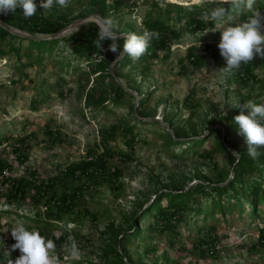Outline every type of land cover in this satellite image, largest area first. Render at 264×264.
Here are the masks:
<instances>
[{"label": "rangeland", "instance_id": "rangeland-1", "mask_svg": "<svg viewBox=\"0 0 264 264\" xmlns=\"http://www.w3.org/2000/svg\"><path fill=\"white\" fill-rule=\"evenodd\" d=\"M157 1L162 6L167 3L195 4L191 0ZM34 2L40 7L41 0ZM42 10L47 18L60 20L67 27L81 19H87L85 24L96 19L103 21L99 14L111 12L110 18L124 35L131 33L132 28H141L142 18L150 7L144 0H71L67 8L54 4L51 9ZM220 30L216 28L199 37H218L220 40ZM25 34L36 38L51 37ZM192 41L195 37L187 38L182 45H174L173 55L168 60L160 53L158 59L146 58L138 65L120 69L117 66L120 59H115L109 65L114 80L97 79L101 72L93 74L92 67L86 62L80 64L78 70V62L64 42L55 48L52 56L46 55L42 65L26 68L28 78L17 86L12 81L19 76L16 68L20 63L16 57L0 59V160L11 168L5 172L6 176L14 180L27 178L40 184L59 174L60 169L85 159L89 149L99 148L103 130L115 125L119 127L117 139L110 143V148L116 150L125 149L124 127H134L140 132L142 142L135 147L134 162L120 165L115 160L110 161L112 169L120 167L124 171L118 183L120 188L105 179L58 181V192L73 196V208L62 214V218L71 224L70 229L78 236L81 250L80 257L73 259L69 255V242L57 246L64 264L80 261L102 264L104 248L114 244V239L120 241V250L127 248L128 258L134 264H264V245L258 244L260 227L264 224V206L260 218L252 225H243L236 215L227 216L226 224L219 226L228 236L210 252L202 251L206 249L205 245L201 246L202 250L196 246L202 237L194 224L189 228L182 227V237L175 238V246L170 245L166 236L155 238L152 251L148 253L141 243L122 238L132 224L133 211L138 204L147 200L151 203L158 194L171 191L174 185L187 191L199 184L233 177L232 158L217 149V137L209 138L211 128L222 130L223 143L234 157H239V152L248 148L242 135L235 131L227 135L225 128L243 98H249L245 103L264 100L261 88L264 66L254 65L255 78L246 85L229 77L226 70H221L222 61L206 51L208 58L204 66L194 69L186 64L182 67L180 59ZM199 46L203 50V44ZM121 51L123 49L117 53L110 51V55L116 58ZM259 57L256 55L253 60ZM107 60L111 61V57ZM141 65L150 67L149 73H143L138 68ZM115 82L127 91V95L116 97ZM91 88H95L97 98H105L106 108L93 111L86 106L85 94ZM43 92L46 99L38 104V110H34L33 101H41ZM141 108L146 117L139 116ZM177 130L180 138L175 133ZM167 133L183 143L193 139L206 141L201 147L184 153L188 145L173 146L163 138ZM15 149L25 151L26 159L16 154ZM8 189L9 185L3 186L0 178V208L35 214L44 212L50 197V194L43 196L37 190L29 189L24 201H14L9 206ZM18 220L23 219L15 215L0 217L2 252L16 243L11 229ZM23 221L29 229H37L35 224ZM144 226L145 223L141 228ZM56 234L59 236V232ZM45 236L49 238V235ZM19 255L17 249L11 253V258L15 260Z\"/></svg>", "mask_w": 264, "mask_h": 264}, {"label": "trees", "instance_id": "trees-1", "mask_svg": "<svg viewBox=\"0 0 264 264\" xmlns=\"http://www.w3.org/2000/svg\"><path fill=\"white\" fill-rule=\"evenodd\" d=\"M140 1V0H136ZM146 5L150 7L141 22V28H132L131 33L142 34L145 30L156 32L158 38H153L147 52L138 60H133L131 57L125 56L117 62V66L122 68L138 65L146 58L160 57V53H164L163 59H170L173 55L172 48L174 45H182L187 38L195 37L188 47L183 58L180 59L182 67L184 65L191 66L194 69H199L205 65L207 56L204 51L211 53L216 59L221 60L223 68L227 67L226 60L221 56L218 44V37L203 38L199 37L205 32H211L216 29L214 22L208 18V13L211 9L217 7L216 4H189L167 3L165 6L160 5L157 0H144ZM228 8L229 5H224ZM254 10H259L264 15V0H257ZM100 17L104 20L111 17L105 11L101 12ZM252 15L251 11H245L239 18L238 22H243ZM67 25L60 20L47 18L41 7L37 6V12L31 18L23 16V9H16L15 13L7 15L0 14V59L16 57L20 63L18 68V78L12 83L17 86L28 78L25 72L26 68L34 65H42L46 55L52 56L55 48L64 42L71 49V54L74 56L79 65L83 62L88 63L92 67V73L101 72L98 77L100 79L112 78L115 79L109 65L116 58L110 55L109 45L111 40H105L102 48L95 45L98 38L99 25L95 22H89L79 28L76 32L68 34L53 40H36L25 37H19L12 33V30H18L23 33L39 34L43 36L55 35L66 28ZM119 49H123L124 40L118 41ZM203 44V50L199 46ZM118 49V50H119ZM107 50V51H106ZM111 57V61L107 60ZM25 59V63H24ZM104 60V61H103ZM97 61L103 65H96ZM264 66V57L256 58L247 64H242L238 71L228 72L229 77H235L238 82L243 85L248 84L255 76L252 73L254 65ZM70 65V64H69ZM108 65V67H107ZM95 66V67H94ZM143 73H149L150 67L138 66ZM99 70V71H97ZM120 72V70H117ZM90 77L89 73L86 74ZM95 80V79H94ZM115 94L117 98L127 95V91L115 82ZM264 91V84L261 85ZM95 88H91L85 94L86 106L93 111L106 108L104 105L105 98L100 96L97 98ZM43 97L40 100L33 101V109L38 110V104L46 99V94L43 92ZM262 94H260L261 96ZM262 97V96H261ZM249 98H243L240 104L248 101ZM190 100V96L186 102ZM145 101L142 103L144 104ZM264 103V100L257 104ZM249 109L244 110V114H249ZM241 109L235 113L239 115ZM139 116L146 117L144 108L138 111ZM235 116L229 118V125L226 126L227 135L231 131L239 134V125L235 122ZM144 124V122H142ZM118 126H112L109 130L102 131V139L99 148L88 150L87 156L80 162L72 163L64 169H60V173L47 181H42L37 184L36 181H31L27 178L14 180L10 176H6L5 172L10 170L9 165L0 160V178L2 185H9L8 189V205L11 206L14 201H24L28 197L29 189H35L39 194L47 196L50 194L45 203L44 212H36L35 214L24 213L21 210H11L0 208V217L4 215H15L17 218L23 219L29 223L35 224L41 235H49L57 246L67 245L68 237L73 236L76 241L77 235H74V230L66 227L62 214H66L73 208V196L66 192H58V181L66 182L69 179H77L79 181L87 180L96 182L98 179H105L120 188L119 181L124 175L123 169L120 167L111 168L110 161L115 160L117 164L126 165L135 161V147L142 142L140 132H136L134 127H124L122 135L124 139L125 149H112L110 143L117 139ZM212 133L209 138L217 137V149L228 154L232 158L233 177L231 179L220 178L216 183L199 184L189 188L187 191L181 186L174 185L172 190L158 194L154 200L138 204L136 210L133 211L131 218V226L128 231L124 232L122 238L126 241H134L145 246V252H151L154 239L160 236L168 237L171 246H175V238H181L182 227L196 228L201 240L196 245L202 250L203 245L206 249L202 251L210 252L217 244H220L228 234L220 231V224L227 222V216H237L240 222L245 224H255L260 218L262 207L264 206V148L257 150L261 155L257 159H253L248 154V148L239 152V157H234L232 153L223 143L221 138L222 130L211 128ZM53 135V132H49ZM180 138L179 130L175 131ZM53 138H55L53 136ZM166 142L173 146L180 147L188 145L183 152L192 151L195 147H201L206 141L204 139H193L183 143L181 140H174L170 133L163 136ZM57 139V138H55ZM57 141H60L58 139ZM101 149V151H100ZM21 149H15V153L20 157H25L26 152H21ZM75 197V196H74ZM148 203H150L148 205ZM0 202V206H1ZM146 205H148L146 207ZM55 210V211H54ZM211 220L210 223L207 221ZM145 223L144 228L141 225ZM201 223V224H200ZM59 232V236L56 233ZM107 233H104V235ZM118 236V235H117ZM110 239V238H109ZM114 244H110L104 248L101 257L102 264H134L128 258L127 248L122 250L118 248L120 241L113 240ZM259 245H264V224L260 227V236L258 239ZM5 252L0 250V264L6 263L8 257L4 256ZM74 264H89V262H74ZM93 264V263H90Z\"/></svg>", "mask_w": 264, "mask_h": 264}, {"label": "clouds", "instance_id": "clouds-1", "mask_svg": "<svg viewBox=\"0 0 264 264\" xmlns=\"http://www.w3.org/2000/svg\"><path fill=\"white\" fill-rule=\"evenodd\" d=\"M191 2L218 5L211 9L208 18L214 22L216 28L221 29L218 48L227 62V67L221 70L238 71L242 64L251 62L256 55L264 57V15L259 10H254L257 0H191ZM70 3L71 0H41L40 7L51 9L55 4L60 8H67ZM224 5L229 7L226 8ZM17 8L23 9L25 18H31L37 12L34 0H0V14L15 13ZM246 10L251 11L252 15L247 20L238 22V18ZM154 37L158 38V34L147 30L142 34L121 35L118 24L109 17L99 25L98 38L94 43L96 47L102 48L105 40H111L108 50L117 53L118 41L123 39V51L119 52L116 61L122 59L125 54L135 61L147 52ZM237 108L241 109L240 114L234 118L239 125V134L245 138L248 154L255 160L261 155L257 149L264 148V103L249 101L239 104ZM245 109L250 110L249 114H244ZM66 227L70 229L71 224H67ZM11 235L16 243L4 253V256L8 257L6 264H64L57 252L55 241L41 235L36 228L29 229L23 220L16 222L11 229ZM68 241L69 255L73 259H78L81 255L78 242L73 236H69ZM17 249L20 255L13 260L11 253Z\"/></svg>", "mask_w": 264, "mask_h": 264}, {"label": "water", "instance_id": "water-1", "mask_svg": "<svg viewBox=\"0 0 264 264\" xmlns=\"http://www.w3.org/2000/svg\"><path fill=\"white\" fill-rule=\"evenodd\" d=\"M85 22H87V19H81V20H78L74 23H72L71 25H69L68 27L64 28L63 30H61L59 33L55 34V35H51V37L49 38H36V37H32L30 35H26L25 33L23 32H20L18 30H12L10 29V31L14 34H16L17 36L19 37H25V38H29V39H36V40H53V39H58L60 37H63V36H66L68 34H72L74 32H76L75 30L78 29L79 30V27L83 24H85ZM90 22H95L97 23L98 25H100L97 21L95 20H92ZM74 31V32H73Z\"/></svg>", "mask_w": 264, "mask_h": 264}, {"label": "bare ground", "instance_id": "bare-ground-1", "mask_svg": "<svg viewBox=\"0 0 264 264\" xmlns=\"http://www.w3.org/2000/svg\"><path fill=\"white\" fill-rule=\"evenodd\" d=\"M96 21L101 24L103 21L101 19H96Z\"/></svg>", "mask_w": 264, "mask_h": 264}]
</instances>
